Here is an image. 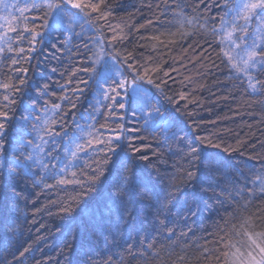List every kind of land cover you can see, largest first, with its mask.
I'll use <instances>...</instances> for the list:
<instances>
[{"label": "snow or ice", "instance_id": "obj_1", "mask_svg": "<svg viewBox=\"0 0 264 264\" xmlns=\"http://www.w3.org/2000/svg\"><path fill=\"white\" fill-rule=\"evenodd\" d=\"M219 7L223 10L219 26L213 27L211 33L218 39L221 62L227 66L230 79L239 80L257 94L264 89V0H219ZM13 10L19 16L13 15ZM0 12L6 13L0 15V58L10 57L13 72L24 74L15 77L18 84L12 78L9 82L0 81V89L6 93L0 101V189H11L13 193L0 198V229L14 231L21 218L22 194L14 186L17 180L30 181L52 192L66 191L72 186L74 196L52 201L59 204L63 217L73 221L74 229L84 233L83 255L68 264H124L126 258L128 264L132 261L147 264L150 257L166 264L159 251H152L155 246L148 244L146 237H140L137 244V237L145 229L143 225L137 228L131 223L136 196L149 201L151 220L145 217V222L159 233L167 228L174 209L177 215H196L200 205L207 203L203 196L210 192L208 202L215 201L223 207L226 197L235 201L238 208L223 219L217 241L222 247H205L201 256L194 259L198 264L201 259L205 264H212L213 260L215 264H264V209L244 214L253 201L264 199V172L256 175L250 187L247 182L237 186V180H228L219 152L207 150L221 149L222 145L209 137L196 136L192 140L184 131L183 116L193 115L187 112V105L181 108L180 101L186 100L187 95L183 90L178 99L168 95L169 80L176 83L170 72L151 56L141 60L126 50L124 42L128 35L124 28L120 25L113 28L107 23L112 12L106 0H24L23 7L0 0ZM32 12L37 15L29 20L25 14ZM173 15L179 28L168 33L169 37L187 38L190 33L183 29L196 24L198 18H189L182 10ZM21 21H24L23 29ZM206 26L207 21L199 25L207 30ZM104 27L112 32L107 39L102 31ZM90 30H96L99 35L83 42L81 51V45L74 46L72 41L86 36ZM11 34H16L15 40ZM151 39L164 44L160 36ZM25 41L29 45L27 49L20 46ZM37 44H51L58 50L63 45L77 57L72 76L85 74V78L75 81L76 87L70 94L67 84L58 85L65 93L59 102L49 103L46 99L50 94L49 84H30L28 69L15 67L21 59H31ZM72 82L70 78L67 83ZM22 90L34 91L35 96L32 103L23 104V111L29 115L15 117L14 93ZM86 91L92 94L91 111L77 114L73 109ZM42 99L43 105L39 106ZM129 113H139L144 129L160 132L164 144L174 140L178 147L187 148L181 156L183 163L174 164L175 171L171 174L162 175L158 169L147 175L138 174L139 170L132 166L140 149L127 145L130 155L125 148L124 125ZM100 117L104 123L97 127ZM13 118L19 128L14 139L9 140L8 128ZM110 124L117 127L112 128ZM181 132L184 134L179 135ZM138 159L148 160V157L140 155ZM102 184L106 185L107 196L85 212L81 205H87L88 198ZM125 228L129 229L127 237L122 235ZM173 234L174 230L168 228L166 238L171 240ZM75 239V232L70 230L65 247L71 248ZM97 241L103 242L102 249ZM29 250L24 248L19 257H24ZM13 259L19 264V258Z\"/></svg>", "mask_w": 264, "mask_h": 264}, {"label": "trees", "instance_id": "obj_2", "mask_svg": "<svg viewBox=\"0 0 264 264\" xmlns=\"http://www.w3.org/2000/svg\"><path fill=\"white\" fill-rule=\"evenodd\" d=\"M7 2L24 6V0ZM106 3L112 12L107 23L113 28L120 25L128 35V39L124 42L126 50L134 52L141 60H147L151 56L164 70L170 72L176 83L173 84L169 80L168 95H175L178 99L181 90L187 95L186 100L180 101L181 108L187 105V112L193 115L183 116L184 131L192 140L200 136L209 137L214 142L220 143L221 149L207 148L206 145L205 147L208 151L219 152L228 180H237L239 182L237 186L247 182L250 187V182L256 178V175L264 172V89L253 94L247 89L246 84L229 78V70L221 62L219 55L218 39L211 33L213 27L219 26V18L223 11L219 7V0H106ZM181 10L189 18H198L197 23L191 27L185 26L183 31L190 33L187 38L169 37L168 33L176 32L179 28L173 13ZM12 14L19 16L15 10ZM25 15L31 20L37 13ZM205 21H207V30L199 27ZM23 27L24 21H21L20 28ZM102 31L106 39L111 37L112 32L108 27H104ZM161 33L164 35L161 36ZM11 35L15 40L16 34ZM96 35H99L96 30H90L86 36L73 39L72 44L81 45L83 51L82 43L90 41ZM154 36H160L164 44L161 45L151 39ZM170 40H175V43H169ZM20 46L27 49L29 45L25 41ZM76 66L77 57L69 53L63 45H60L58 50L53 49L51 44L43 46L37 44V51L32 54L31 59H21L20 64L15 67L28 69L27 78L30 84H49L50 94L46 99L52 103L59 102V97L65 94L58 85L67 84L70 94L71 89L76 87L75 81L85 78L83 73L72 76ZM12 68L10 57L0 58V81L9 82V78H12L18 84L15 77L24 74L14 73ZM70 78L73 82L69 84L67 82ZM181 83L184 85L183 88ZM4 94H6L4 90L0 89V101ZM14 96L17 101L15 117L22 114L29 115L23 111V104L32 103L34 91L22 90L14 93ZM190 100L196 102L189 103ZM43 102L42 99L39 106H42ZM90 102H92V94L86 91L73 111L77 114L91 111ZM165 107L170 108L171 105L165 104ZM65 109L67 110V105ZM139 116V113L135 115L129 113L125 117V148L130 155L131 149H128L127 145L131 144L140 149L132 166L139 170L138 174L147 175L154 169H158L162 175L171 174L175 171L174 164L183 163L181 156L187 148L183 145L178 147L174 140L164 144L163 135L158 131H146ZM71 119L72 116L69 115L68 120ZM100 123H104L103 117H100L97 127ZM110 127L116 128L117 125L110 124ZM18 128L17 120L11 119L8 128L9 140L14 139ZM224 148L236 150L224 151ZM140 155L147 156L148 160H139ZM14 186L15 190L22 194L19 207L23 211L14 231L0 229V264H17L14 257L19 258V264H68V261H77L83 255L81 244L84 242V233L82 230L74 229L73 221L60 214L59 204L52 203L74 196L72 186H68L66 191L56 192L44 190L42 186L37 187L30 181L24 180H17ZM227 186L231 187L230 184ZM12 194L11 189H0V198ZM105 196H107L106 185H99L98 191L88 198V204L81 205V208L86 212ZM209 196H211L210 192L203 196V200L207 203L200 205L196 215L191 213L177 215L174 209L169 215L167 228L158 233L150 223L145 222V217L151 220L152 210L149 201H142L137 195L130 219L137 228L143 225L145 229L137 237V244L139 245L140 237H146L147 243L155 246L152 251H159L166 264H172V261H176V264H198L194 258L200 257L205 247L211 249L222 247L217 241L221 234L219 229L223 227V219L238 208L235 201H229L226 197L223 207L215 201L208 202ZM240 203L243 204L244 201ZM258 208L264 209V199L253 201L244 214L255 213ZM76 218L78 223L80 212L76 214ZM168 228L174 230L171 240L166 238ZM70 230L75 232L76 239L72 247L68 248L65 247V237ZM128 232L129 229L125 228L122 235L127 237ZM96 243L99 244L100 249L103 248L102 241ZM24 248L30 250L24 257H19V253ZM180 256L186 259L180 261L177 259ZM124 264H128L127 258ZM132 264L139 262L132 261ZM147 264H161V262L150 257ZM199 264L205 262L201 259ZM212 264H215V260Z\"/></svg>", "mask_w": 264, "mask_h": 264}, {"label": "rangeland", "instance_id": "obj_3", "mask_svg": "<svg viewBox=\"0 0 264 264\" xmlns=\"http://www.w3.org/2000/svg\"><path fill=\"white\" fill-rule=\"evenodd\" d=\"M7 1H8V0H5L6 3H8ZM0 13H2V15H5L3 12H0Z\"/></svg>", "mask_w": 264, "mask_h": 264}]
</instances>
